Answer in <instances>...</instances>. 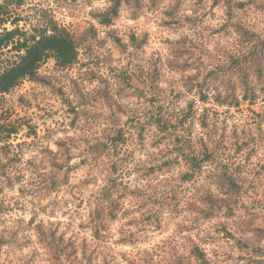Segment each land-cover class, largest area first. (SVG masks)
Segmentation results:
<instances>
[{"label": "clouds", "instance_id": "1", "mask_svg": "<svg viewBox=\"0 0 264 264\" xmlns=\"http://www.w3.org/2000/svg\"><path fill=\"white\" fill-rule=\"evenodd\" d=\"M212 3L0 27V264H264V0Z\"/></svg>", "mask_w": 264, "mask_h": 264}, {"label": "trees", "instance_id": "2", "mask_svg": "<svg viewBox=\"0 0 264 264\" xmlns=\"http://www.w3.org/2000/svg\"><path fill=\"white\" fill-rule=\"evenodd\" d=\"M23 6V0H5L4 5H0V27L11 24L16 25L18 22L22 21L23 19L19 16H13L14 11L13 9L21 8ZM217 6L215 0H213L212 7ZM37 83L36 81H32ZM42 83V82H41ZM201 102L204 103L203 97L201 98ZM227 107V106H225ZM74 113V110H71ZM8 133L9 138L13 133H15L14 128H6L3 125H0V134ZM35 134V133H34ZM85 264H90L89 261H85Z\"/></svg>", "mask_w": 264, "mask_h": 264}, {"label": "rangeland", "instance_id": "3", "mask_svg": "<svg viewBox=\"0 0 264 264\" xmlns=\"http://www.w3.org/2000/svg\"><path fill=\"white\" fill-rule=\"evenodd\" d=\"M213 8H214V9H217V12H219V9L217 8V6H215V7H213ZM19 9H20V8L13 9V11H14V13H15V14H13V16H16V17H17V16L20 15V17L24 20V17H23V16L20 14V12L18 11ZM23 20L20 21V22H18V24L23 23ZM168 38H174V37H168ZM163 44H164V41H163V40H159L158 43L156 44V49H157L158 51H160V50L163 48ZM166 51H167V49H163V51H162V53H161V58H163V55H164V53H166ZM33 84H36V83H34V82L26 83V84L24 85V88H25V89H29V88L32 87ZM51 102H52L53 104H55L57 110H59V109L61 108V106L64 104V101H63L62 99H61L60 101H56L55 99H53ZM35 111H36V112H39V111H40V108L37 107V108L35 109ZM70 111H71V110H70ZM71 123H74V121H73V122H70V124H71ZM33 134H34V133H33ZM10 138H11V137H10ZM28 139L30 140V137H29ZM21 142H25V140H21ZM17 147H19V144H17ZM115 243L117 244V249H119L120 247H125V248L129 247L128 245L121 244L119 240H117ZM98 258L101 260V264H109V261L104 257V253H103V252H101V253L99 254Z\"/></svg>", "mask_w": 264, "mask_h": 264}]
</instances>
